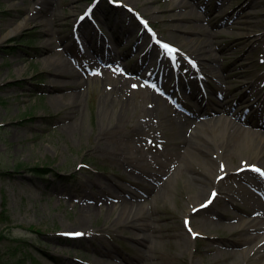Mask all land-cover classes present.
<instances>
[{"label": "rangeland", "instance_id": "1", "mask_svg": "<svg viewBox=\"0 0 264 264\" xmlns=\"http://www.w3.org/2000/svg\"><path fill=\"white\" fill-rule=\"evenodd\" d=\"M189 11L196 14V21L181 18ZM25 18H32L27 26L3 38L10 25ZM144 23L152 27L155 37ZM197 24L212 35L214 47L206 50L221 62L217 74L203 81H194L184 54L201 38L191 32ZM83 29L87 32L80 35ZM242 37L249 39L239 42ZM183 39L189 40L187 45L182 44ZM166 43L173 52L165 53L162 45ZM106 54L111 57H102ZM60 60L78 72L80 87L68 86L51 100L48 79L51 66ZM245 62H250L261 84L254 88L263 95L264 0H0V260L10 264H94L96 252L108 250L109 256L98 257L97 264H254L257 253L249 248L256 241L231 247L233 241L249 235L240 230L237 221L210 218L201 227L188 217L194 190L187 182V171L175 176L171 192H149L150 170L155 172L151 160L157 153L166 154L158 158L161 169L173 172L182 152L178 141L173 149L162 147L169 138L168 130H154L151 141L150 129L135 137L140 147L139 171L128 173L124 166L94 150L99 132L112 136L114 142L117 136L128 135L142 112L150 108V95L160 93L148 82L150 68L163 64L170 68L162 77L169 98L158 95L157 103L162 112H181V106L189 110L181 99L194 104L193 98L202 95L214 101L227 78L230 89L240 88L241 83L250 85L252 77H244V68H240ZM141 68L148 73L142 72L139 79L135 74ZM114 89L128 96V111L123 113L126 121L117 131L109 126L125 100L114 99ZM74 95L77 111L68 113L64 104ZM107 95L113 98L106 101ZM238 97L227 100L233 105ZM152 102L155 104L154 99ZM106 103L108 109L103 112ZM247 109V104L237 109V121L247 130L264 132L252 126L264 122V99L253 111ZM216 115L231 119L224 113ZM71 117L76 123L67 130L64 126ZM183 132L190 135L193 129ZM113 142H109L110 150L115 148ZM258 143L254 139L245 151L236 150L227 166L238 167ZM249 163L264 169L259 160ZM195 164L196 170L209 167L203 160ZM258 178L262 180L260 175ZM237 179L229 173L223 182L231 185L226 196L234 204L226 213L240 216L248 224L256 222L260 186L256 182L252 188L239 186ZM222 193L209 188L204 198L208 212L225 204ZM121 199L128 201L127 206L133 205L134 211L136 204L141 205L140 213L161 228L152 250L127 238L130 223L118 218L119 208L124 207ZM85 206L93 210L85 225L88 234L73 233L77 225L72 224ZM255 234L264 236V230ZM207 245L211 252H205ZM219 251H229L230 258L226 260ZM144 254L149 257L146 261Z\"/></svg>", "mask_w": 264, "mask_h": 264}, {"label": "bare ground", "instance_id": "2", "mask_svg": "<svg viewBox=\"0 0 264 264\" xmlns=\"http://www.w3.org/2000/svg\"><path fill=\"white\" fill-rule=\"evenodd\" d=\"M228 16L230 15H227V17ZM181 18L183 20L189 19L190 21L197 20L196 14L192 11H189L188 14ZM31 19L32 18H25L19 24L14 26L13 24L10 25V30L3 38L14 34L27 26ZM194 31L198 33L201 38L196 40L192 46L188 47V49L184 51V54L190 61V66H188V68L193 74L192 78L194 81H203L208 78H213L214 74H217V69L221 67V62L217 56L209 52V50L214 47V42L212 43V35L208 32H204L199 24L195 25L191 30V32ZM86 32L87 31L83 29L79 30L78 33L80 35H85ZM129 34H132V31H129ZM247 39L249 38L242 37L239 39V42ZM188 41L189 40L183 39L182 44L187 45ZM179 47H181V44H179ZM203 51L208 53V55L203 54ZM209 54L211 56H209ZM102 57L110 58L111 55L106 54ZM245 58L246 56L244 59ZM233 65H235V63ZM249 65H251L250 62H245L240 68H244V77H252L253 80L250 85H243L241 83L240 88L230 89V79L227 78V80L224 81L225 85L221 86L217 98L214 101L205 98L204 96H198V98L195 97V99H193L195 101L194 104L187 103L186 105L190 110L186 116L182 113L172 111L171 109L169 112H162L157 103L158 94L154 95V93H152V95H150V108L145 109L142 112V118L134 122L128 135L122 136L121 134L117 136L116 140L113 142L111 138L112 136L109 135L107 138V135L105 136L102 132H99L96 135L97 145L94 147V150L101 152L100 154L105 155L115 163L124 166L128 173L136 170L139 171L138 165L141 161L138 154L140 153V147L138 138L135 139V137L142 135L146 129H150L151 141L153 139L154 130L162 131L163 133L168 130L169 138L162 142L164 144L162 147L165 149H168V147L169 149H173L177 146L176 141H178V146L182 148V152L177 156L178 165L173 172L167 171V173H165L166 171L161 169V162L158 158L160 156L165 157L166 154L157 153L155 159L151 160V166L155 169V172L150 170L151 186L149 192L155 193L156 195L163 191V194L171 192L176 184L175 176L179 175L183 170L187 171V182L189 187L191 186L194 190L193 199L190 202L191 204L188 209V217L199 223L201 227L206 225L208 221L207 219L210 218L214 219L223 217L237 221L240 230L249 232V235H247L245 240L233 241L231 247H239L246 244L249 245L256 241L255 245L250 246L249 251L257 253L254 264H264V236L263 234H255L258 231L264 230V180H260L255 173L246 170L247 166H252V164H249L250 160H259L264 166V132L259 130H247L237 121L240 118V113L237 112L239 107L243 104H247V110L253 111L259 104V100L264 97V95L262 96L258 93L260 92V89L256 90V88H254L258 83V86L261 84L258 82L256 75L251 71ZM51 68L52 71L50 72V78L48 79L49 86L51 87V92L49 94L51 100L56 98V93L65 90L68 86L76 88L80 87V83L78 82V72L69 65L67 66L64 60H60L59 63L55 62ZM168 72V69H163L160 74L152 75L150 77L152 84L158 88H163L160 75H167ZM238 75L240 74L238 73L237 76ZM114 93L117 94L114 99L121 100V102L123 101L122 98L125 100L120 107L119 115H116L112 124L109 126L112 130L117 131L124 126L126 121V117L123 113L128 111L126 104L128 96L121 89H114ZM236 94H239V97L234 101L233 105H230V101H228L227 98ZM258 97L259 99H257ZM110 98L113 97L107 95L105 100L108 101ZM71 99H73L71 102L64 104L68 113L71 111H77V96L74 95ZM153 99L155 104L152 102ZM107 104L108 103L102 106L103 112L108 109ZM217 113L227 114L231 119H225L223 116L216 115ZM69 119L70 121L67 123V126H64L67 130L72 129L76 123L75 118L71 117ZM252 126L264 129V122H259L255 125L252 124ZM188 127L193 129V133L190 135L183 132V130ZM254 139H257L259 143L248 158L241 160L236 168L227 166V160L229 158H231L230 160H233L235 151H245V149L249 147L250 141ZM109 142H111V144L113 142L115 145L113 150H110ZM242 142L245 143H243V146ZM199 160H203L209 164V167L203 168L202 170H196L197 164H195V161ZM229 173H234L238 178L236 184L239 186H250L254 182L260 186L257 190L259 192V200H257L255 205V207L258 208L257 215H259L260 218L256 222L248 224L245 223L240 216L231 217L227 215L226 211L227 209H230L229 205L231 204L234 206L232 199L227 198L226 196V194H229L231 185L223 183ZM96 182L95 179L92 181L93 186L96 185ZM209 188H212V191L221 190V193L223 192V198H225V204L220 208H215L211 212H208L204 205V198ZM118 201L124 206L119 208L118 218H124V221L130 223L131 236L127 238L133 243L145 248L146 251L152 250L155 247L156 239L160 237L159 232L162 231L161 228L152 225L151 218L140 213L142 212L141 205L136 204L137 208L134 211L132 208L133 205H126L128 204L126 199ZM92 212L93 210L91 211V208L87 206L79 210L78 217L72 224L77 225V228L73 233H79L82 235L88 234L87 226L85 225H88V221L92 219ZM246 225L248 226L246 227ZM201 227L197 228L199 230L197 231L200 233L202 231ZM207 251L211 252L212 247L207 245L205 252ZM243 252L245 251H240V253ZM109 253L108 250L97 251L95 254L97 256H95V261H93V263L97 264V260H99L98 257L103 255L109 256ZM220 253L224 255L226 260L230 258L231 253L229 251H221ZM142 259L146 261L149 257L144 254Z\"/></svg>", "mask_w": 264, "mask_h": 264}, {"label": "snow or ice", "instance_id": "3", "mask_svg": "<svg viewBox=\"0 0 264 264\" xmlns=\"http://www.w3.org/2000/svg\"><path fill=\"white\" fill-rule=\"evenodd\" d=\"M162 47L165 48L166 51L169 52V53H171V52L174 51V49L169 48L167 45H162ZM253 171H259V170H257V169H253ZM262 175H264V173H262ZM213 196H215V193H213ZM209 202H210V201H209ZM186 223H187V222H186ZM76 235H79V234H76Z\"/></svg>", "mask_w": 264, "mask_h": 264}, {"label": "trees", "instance_id": "4", "mask_svg": "<svg viewBox=\"0 0 264 264\" xmlns=\"http://www.w3.org/2000/svg\"><path fill=\"white\" fill-rule=\"evenodd\" d=\"M36 168H34V169H32V171H34V172H36ZM0 264H10V263H4V262H2L1 260H0Z\"/></svg>", "mask_w": 264, "mask_h": 264}]
</instances>
